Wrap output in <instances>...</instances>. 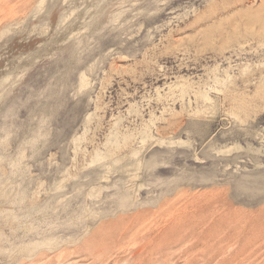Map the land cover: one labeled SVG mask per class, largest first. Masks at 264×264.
I'll list each match as a JSON object with an SVG mask.
<instances>
[{
  "label": "rangeland",
  "instance_id": "obj_1",
  "mask_svg": "<svg viewBox=\"0 0 264 264\" xmlns=\"http://www.w3.org/2000/svg\"><path fill=\"white\" fill-rule=\"evenodd\" d=\"M0 264H264V0H0Z\"/></svg>",
  "mask_w": 264,
  "mask_h": 264
},
{
  "label": "bare ground",
  "instance_id": "obj_2",
  "mask_svg": "<svg viewBox=\"0 0 264 264\" xmlns=\"http://www.w3.org/2000/svg\"><path fill=\"white\" fill-rule=\"evenodd\" d=\"M198 205V204H197ZM200 206V205H199ZM198 207V206H197ZM201 207H203L202 205H201ZM208 207V206H207ZM200 208V207H199ZM185 209H186V207H185ZM197 210V209H196ZM131 226V225H130ZM129 228V227H128ZM125 230V229H124ZM123 233H125L124 231H123ZM122 234V233H121ZM127 234V233H126ZM123 236H124V234H123ZM148 243V242H147ZM151 251V250H150ZM152 252V251H151ZM150 252V253H151Z\"/></svg>",
  "mask_w": 264,
  "mask_h": 264
}]
</instances>
